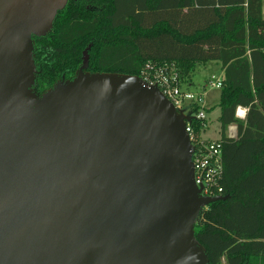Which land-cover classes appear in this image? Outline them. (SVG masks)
I'll list each match as a JSON object with an SVG mask.
<instances>
[{
	"label": "water",
	"instance_id": "1",
	"mask_svg": "<svg viewBox=\"0 0 264 264\" xmlns=\"http://www.w3.org/2000/svg\"><path fill=\"white\" fill-rule=\"evenodd\" d=\"M69 0H0V264H208L185 129L157 88L84 73L33 92Z\"/></svg>",
	"mask_w": 264,
	"mask_h": 264
},
{
	"label": "trees",
	"instance_id": "2",
	"mask_svg": "<svg viewBox=\"0 0 264 264\" xmlns=\"http://www.w3.org/2000/svg\"><path fill=\"white\" fill-rule=\"evenodd\" d=\"M33 48L39 97L81 70L84 51V73L144 79L166 67L182 88L196 65L218 63L217 142L227 199L201 211L194 239L208 264H264L262 0H69L50 33L33 38ZM238 107L247 109L244 121L235 117ZM190 125L199 137L207 124L191 118ZM229 126L236 127V140L227 138Z\"/></svg>",
	"mask_w": 264,
	"mask_h": 264
},
{
	"label": "built area",
	"instance_id": "3",
	"mask_svg": "<svg viewBox=\"0 0 264 264\" xmlns=\"http://www.w3.org/2000/svg\"><path fill=\"white\" fill-rule=\"evenodd\" d=\"M144 74V79L141 80L149 86L157 88L177 115L195 118L196 120H206V114L203 111L204 95H195L193 92L183 89L179 82L178 74L174 69L164 67L153 70L150 75ZM207 85L210 88L220 89L221 79L215 83L208 81ZM194 106L199 107L197 113L192 112V107ZM185 129L194 149L192 154L194 184L201 189L202 197L213 198L221 196L222 188L220 183L223 175L221 145L217 140L205 141L200 137H196L190 123H185ZM226 136L232 140L237 139L234 126L227 128ZM206 208L204 207L202 210Z\"/></svg>",
	"mask_w": 264,
	"mask_h": 264
},
{
	"label": "rangeland",
	"instance_id": "4",
	"mask_svg": "<svg viewBox=\"0 0 264 264\" xmlns=\"http://www.w3.org/2000/svg\"><path fill=\"white\" fill-rule=\"evenodd\" d=\"M219 67L220 65L215 62H209L205 65H196L194 73L192 75L193 82L197 84L194 86V89H192V92L195 95L205 93V97L203 99V108L212 109L205 118L207 125L203 133V138L206 139H213L216 138L218 135V110L214 107L218 103L219 89L210 88V86L207 85V88H205V90H201L200 88H198V85H203L204 79L206 78L209 79L208 81L212 83H215L216 81L220 80L221 71ZM200 138L202 139V137ZM221 264H225L224 260H222Z\"/></svg>",
	"mask_w": 264,
	"mask_h": 264
},
{
	"label": "crops",
	"instance_id": "5",
	"mask_svg": "<svg viewBox=\"0 0 264 264\" xmlns=\"http://www.w3.org/2000/svg\"><path fill=\"white\" fill-rule=\"evenodd\" d=\"M262 16H263V18H264V0H262ZM220 68V67H219ZM220 71H221V69H220ZM222 77H223V73H222V71H221V76H220V79H222ZM208 80L209 79H204V83H203V85H198V88H200L201 90H205V88H207V84H208ZM195 85H197V84H195L194 82H193V80H192V76H191V80L190 81H188L187 83H185L184 85H183V88L184 89H186L187 91H190V92H192L193 90L192 89H194V86ZM204 96L203 97H205V93H202ZM218 100H219V97H218ZM218 104V103H217ZM216 107V106H215ZM214 107V108H215ZM217 110H218V115H217V117L219 116V109L218 108H216ZM237 112H236V114H235V117L238 119V120H240V121H244L245 120V117H246V114H247V109H245V108H241V107H238L237 108V110H236ZM241 111V112H240ZM206 116H207V114H206ZM235 127V126H234ZM206 129V128H205ZM235 129H236V127H235ZM205 131V130H204ZM204 131L201 133V136L200 137H202V139L203 140H205V141H212V140H217V139H219V130H218V135H217V137L216 138H213V139H206V138H203V133H204ZM227 132V131H226ZM237 133V132H236Z\"/></svg>",
	"mask_w": 264,
	"mask_h": 264
},
{
	"label": "bare ground",
	"instance_id": "6",
	"mask_svg": "<svg viewBox=\"0 0 264 264\" xmlns=\"http://www.w3.org/2000/svg\"><path fill=\"white\" fill-rule=\"evenodd\" d=\"M241 112V111H240Z\"/></svg>",
	"mask_w": 264,
	"mask_h": 264
}]
</instances>
